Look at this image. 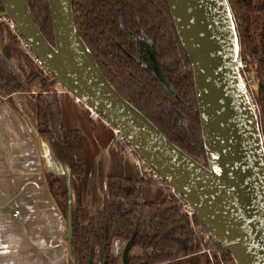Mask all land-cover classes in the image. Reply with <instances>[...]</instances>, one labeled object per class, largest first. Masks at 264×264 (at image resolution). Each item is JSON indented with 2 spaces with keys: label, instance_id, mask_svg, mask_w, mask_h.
I'll use <instances>...</instances> for the list:
<instances>
[{
  "label": "trees",
  "instance_id": "16d2710c",
  "mask_svg": "<svg viewBox=\"0 0 264 264\" xmlns=\"http://www.w3.org/2000/svg\"><path fill=\"white\" fill-rule=\"evenodd\" d=\"M227 1L240 43L241 74L249 82L247 86H256L255 90H250L249 97L257 110L264 141V0ZM27 4L34 23L53 46L47 1L27 0ZM72 4L76 30L110 85L168 141L205 164L191 66L164 1L72 0ZM140 29L151 40L149 57L156 58L166 85L153 74L150 58L148 65L136 61L135 36ZM8 36L19 45L14 35ZM24 56L33 72L23 80L8 62L11 57L8 44L0 49V96L16 93L25 96L36 119L38 135L48 143L55 159L69 168L71 181H78L76 200L80 206V179L85 166L83 134L79 130L63 129L57 104L60 93L57 83L44 76ZM180 110L189 125L187 140L178 134L175 113ZM88 120L94 124L95 119L90 115ZM138 176L136 180L107 177L106 200L85 223L79 222L78 209L73 207L72 258L68 259V264H87L89 256L92 264H121L111 255L112 243L115 239L127 242L133 235V250L139 252L133 251L128 256V264H210L207 255L202 253L209 248L218 249L225 263L234 264L211 236L207 242L202 241L193 228L201 226L196 216L189 219L173 195L156 202L131 203L137 194V185H154ZM45 177L49 192L66 220L65 177L51 173ZM201 234L208 233L202 228ZM96 251L100 257L98 263ZM214 263L219 264L217 259Z\"/></svg>",
  "mask_w": 264,
  "mask_h": 264
},
{
  "label": "water",
  "instance_id": "95a60500",
  "mask_svg": "<svg viewBox=\"0 0 264 264\" xmlns=\"http://www.w3.org/2000/svg\"><path fill=\"white\" fill-rule=\"evenodd\" d=\"M46 1L53 46L34 23L27 0H0V18L15 25L59 86L124 137L143 163L192 209L234 264H264V141L240 71V43L228 1L163 0L191 66L205 164L168 141L110 85L76 30L72 0ZM149 58L153 74L166 85L156 58ZM32 133L49 159L48 143L36 128ZM50 173L65 177L64 240L71 259V174L65 165ZM134 238L123 247L122 264H128Z\"/></svg>",
  "mask_w": 264,
  "mask_h": 264
},
{
  "label": "crops",
  "instance_id": "0c3cea01",
  "mask_svg": "<svg viewBox=\"0 0 264 264\" xmlns=\"http://www.w3.org/2000/svg\"><path fill=\"white\" fill-rule=\"evenodd\" d=\"M27 103L20 93L0 96V264H68L66 220L45 177L63 165L50 149L49 159L39 150ZM93 214L85 206L80 222ZM124 246L116 240L112 255L120 257Z\"/></svg>",
  "mask_w": 264,
  "mask_h": 264
},
{
  "label": "rangeland",
  "instance_id": "374dc122",
  "mask_svg": "<svg viewBox=\"0 0 264 264\" xmlns=\"http://www.w3.org/2000/svg\"><path fill=\"white\" fill-rule=\"evenodd\" d=\"M8 34H10V31L8 30L7 22L0 21V49L8 44L11 51V57L8 62L14 68V71L20 73L19 75L23 79L33 72V68L25 58V53L21 46L15 45L9 40ZM135 42L137 47V63L148 65V50L152 46L151 40L140 29L135 36ZM245 81L249 83L247 79ZM56 86H58L57 90H60L57 104L63 129L65 131L79 130L84 137L83 160L85 166L84 174L80 179L82 202L80 206L77 203L76 195L79 194V186L78 181L73 179L71 181L72 200H74L73 207L75 206L80 214L85 210L86 206L88 211L93 214L102 208L106 200L105 184L107 177L115 176L134 180L139 178L134 165V158L125 154L122 151V147L119 148L118 142L109 126H106L100 118L95 119L94 124L91 125L88 120L90 112L63 87H59L58 84ZM255 87L253 84L247 86L248 92L250 93L252 89L255 90ZM175 114L178 134L181 138L183 137L187 140L186 138L189 134L188 121L184 118L181 110ZM200 161L203 160L200 159ZM171 195L173 193L166 185L159 187L156 185L140 184L137 185V194L132 198L131 203L156 202L167 199ZM211 249H214L213 254L218 259L219 264H228L224 263L222 254L218 249ZM207 257L210 264H214V259L208 255Z\"/></svg>",
  "mask_w": 264,
  "mask_h": 264
},
{
  "label": "built area",
  "instance_id": "2783aa9c",
  "mask_svg": "<svg viewBox=\"0 0 264 264\" xmlns=\"http://www.w3.org/2000/svg\"><path fill=\"white\" fill-rule=\"evenodd\" d=\"M0 21L7 22L8 30L10 31V33L12 35H14L16 37V40L19 43V45L21 46L22 50L24 51L26 57H28L35 64V66L41 71V73L44 76H46L49 79H53L52 76L48 73V71L40 63V61H38L34 57L33 53L31 52V50L29 48V45L20 37L19 33L17 32V29H16L15 25L8 18L1 17ZM240 68L242 69L241 63H240ZM90 116L92 118H94V119H99L100 118L97 114H95L93 112H90ZM101 120L104 122V124L106 126H109L111 128L112 133L115 136L116 141L122 147V151L125 154L130 155V156H132L134 158V165H135V168H136L138 174L140 176H143V177L147 178L149 181L153 182V184L156 185V186H159V187L165 186L164 182L160 179V177L154 171H152L149 167H147L143 163V161L133 152L132 148L128 145V143L124 139V137L121 136L116 129L112 128L103 119H101ZM172 193H173L174 198L181 205L183 212L187 215V217L189 219L192 220L193 217L195 216L193 211H192V209L178 195H176L173 191H172ZM193 228H194L195 233L200 234L203 242H207L209 240V237H210L209 234H201L202 226H199V227L198 226H194ZM213 251H214V249H210V248L206 249V250H203V252L206 253L210 258L214 259V254H213L214 252ZM215 259H217V258L215 257ZM215 259H214V261H215Z\"/></svg>",
  "mask_w": 264,
  "mask_h": 264
},
{
  "label": "flooded vegetation",
  "instance_id": "af4514ba",
  "mask_svg": "<svg viewBox=\"0 0 264 264\" xmlns=\"http://www.w3.org/2000/svg\"><path fill=\"white\" fill-rule=\"evenodd\" d=\"M90 115V114H89ZM88 115V116H89ZM73 201V200H72ZM141 203H144V202H141ZM141 203H138V204H141ZM116 240H119V239H115L114 241H113V243L116 241ZM123 241V240H122ZM125 242V241H124ZM126 243V242H125ZM112 247V246H111ZM135 252V254L137 253V252H139V251H137V250H133L132 249V251L130 252V254H132V252ZM202 253H204L203 251H202ZM96 255V263H98L99 261H100V257H99V253H98V251H96V253H95ZM121 254H122V252H121ZM121 254H120V257H115V258H118L119 259V261H120V263L122 264V261H121ZM129 254V255H130ZM206 254V253H205ZM111 255H112V253H111ZM207 255V254H206ZM113 256V255H112ZM114 257V256H113ZM92 258V257H91ZM89 259V258H88ZM214 263V262H213ZM87 264H88V262H87ZM215 264V263H214Z\"/></svg>",
  "mask_w": 264,
  "mask_h": 264
}]
</instances>
